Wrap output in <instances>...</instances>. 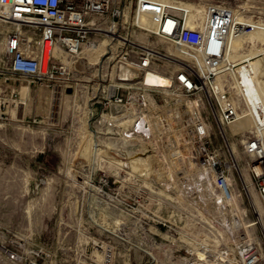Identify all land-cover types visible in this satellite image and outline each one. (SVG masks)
Segmentation results:
<instances>
[{
  "label": "rangeland",
  "instance_id": "1",
  "mask_svg": "<svg viewBox=\"0 0 264 264\" xmlns=\"http://www.w3.org/2000/svg\"><path fill=\"white\" fill-rule=\"evenodd\" d=\"M175 1L171 0L173 4ZM255 11L260 15L258 9ZM12 27L0 22V249L7 243L20 253V259L10 264H183L185 256L197 258L195 251L204 254L208 261L209 254L205 255L203 249L206 245L212 249L249 240L259 243L264 258V216L257 213L259 202L248 170L250 157L243 147L253 125L242 127L236 122L222 126L215 112L203 109L213 147L233 167V191L241 210L231 215V205L225 209L207 202L203 214L183 192L189 181L186 186L177 187L158 184L163 173L161 164L172 165L171 161L161 160L171 154L172 139L167 141L166 137L164 142L152 139L148 154L129 149L90 160L83 155L82 144L88 133L81 125L86 108L91 110L88 129L97 142L102 140L112 147L115 143L99 136L93 117L97 94L115 75L114 51L104 56L101 66L91 69L86 67L87 59H78L69 81L56 86L33 83L30 78L6 72L9 58L4 49L7 32ZM135 38L167 46L149 33H139ZM103 39L105 36L90 41ZM247 39L248 35L241 41L242 48L236 56L233 52L236 61L246 60L249 53L264 49L261 39L256 46L250 41L244 44ZM116 44L121 45L118 41ZM258 59L264 72V55ZM243 65L247 71V63ZM263 72L245 73L251 76V87L247 90L257 110L263 100L259 88L264 85ZM87 77H91L88 82ZM221 80L239 100L234 76L227 72ZM24 85L31 86L30 92L22 88ZM150 95L159 110L170 96L163 90ZM151 152L159 154L160 165L146 164V156ZM138 155L141 161L142 156L146 157L142 162L144 168L124 170L114 161V158L129 161ZM234 165L241 170L247 189ZM190 171L185 170L187 179L193 172ZM193 178L199 180L201 176ZM194 195L198 196V191ZM238 215L244 226L231 230L229 226L235 227L232 217ZM193 240L195 246L191 244ZM5 260L4 254H0V264H9Z\"/></svg>",
  "mask_w": 264,
  "mask_h": 264
},
{
  "label": "built area",
  "instance_id": "2",
  "mask_svg": "<svg viewBox=\"0 0 264 264\" xmlns=\"http://www.w3.org/2000/svg\"><path fill=\"white\" fill-rule=\"evenodd\" d=\"M175 3L165 0H0V22L13 26L6 35L4 50L9 58L6 72L30 78L33 83L56 86L70 80L73 66L82 59L84 46L92 38L105 36L114 43L118 41L121 45L112 50L116 57L115 75L111 82L102 85L95 101L93 117L99 136L115 140L113 152L129 149L137 152L144 142L150 150V141L155 137L153 113L166 114L167 109H178V125L191 133L192 140L198 132V139L193 141V171L197 167L201 170L205 186L202 191L207 202L226 209L234 188L233 167L213 147L206 126L200 133L191 116L203 117V109L212 110L218 122L225 126L239 121L241 106L251 111L246 98L236 100L220 76L237 66L224 62L226 55L233 51V39L253 30H264V0H176ZM256 9L260 15L256 14ZM138 32L156 36L167 46L137 40ZM131 52L133 57H130ZM262 55L263 52L256 57ZM122 65L138 71L139 75L121 79L118 72ZM148 74L168 78L169 84H150ZM111 85H114L113 92H109ZM155 90L170 92L160 110L150 95ZM174 94L198 98L195 114L187 111L186 105L179 103ZM257 123L253 124L251 135L244 139L243 147L250 157L248 170L259 202L260 213L258 210L257 213L261 217L264 216V116H257ZM170 166L168 162L162 164L158 184L186 186L185 168L173 167L171 173ZM236 168L247 189L241 170ZM203 249L205 255L209 254L210 262H202L208 264H264L262 248L252 240L212 249L206 245ZM0 254H4L9 264L20 259L18 250L7 243L2 245ZM191 259L185 256L181 261L192 264Z\"/></svg>",
  "mask_w": 264,
  "mask_h": 264
},
{
  "label": "bare ground",
  "instance_id": "3",
  "mask_svg": "<svg viewBox=\"0 0 264 264\" xmlns=\"http://www.w3.org/2000/svg\"><path fill=\"white\" fill-rule=\"evenodd\" d=\"M165 1L173 3V2H171V0H165ZM145 22L148 23L149 20H145ZM247 35L249 36V40L248 39L244 40V44L246 43V41H250V43H252L254 46H256V43H259L260 39H261V41L264 42V40H263L264 33H262L261 31L259 32V31L253 30L249 33H244L242 35H238L237 37H235L233 39V51H230L224 59V62H231V63L237 65V67H235L229 71V73L234 76L235 87L238 89V91H236L237 95L242 100H243V96H244L246 98L247 103L250 106H252L251 111H249V110L247 111V110L243 109V107L241 106L242 110L239 111V114H238L240 116V119L237 123L239 125H241L242 127H245L247 125L252 126L253 124H258L257 123V116H260V118H263V116H264V85L259 87L263 100H262L261 108L259 107L257 110L255 100L252 99V97L250 96V93L247 90L251 87L250 86L251 85V80H250L251 76L245 75V73L247 71L248 72L251 71L252 73L254 72V73H256V75L262 74L263 71H262L261 65H260L261 62H259L260 59H258L262 56H259V57H256V56H258V54L261 52L264 53V49H261L260 52H256V54H254L252 52L249 53L248 58L246 60L236 61V59L233 57V52L236 56V53L239 51V49L242 48L241 47V45H242L241 41ZM116 49H117V44L114 43L113 41H110L108 38H105L101 41L100 40L99 41H90L87 44H85L84 49L81 53V57L88 60L86 63V67L88 69H91L93 66H97V65L101 66L102 65L101 63L103 61L104 56L107 55L109 53V51L116 50ZM98 55L100 57H98ZM261 61H262V59H261ZM72 62L73 61L69 60L70 64H72ZM244 63L245 64L247 63V65H248L247 66L248 68L246 67L247 71L244 70V68L246 66V65H243ZM262 67L264 68V66H262ZM98 70L100 71L99 67H98ZM118 73H119L118 76L121 79H123L125 77H130V76L134 77V76L139 75L138 71L130 70L127 67H124L123 65L120 67ZM225 73H227V71L222 73V75L220 76L221 79ZM98 75H100V73ZM247 78H248V80H247ZM89 79H91V77H87L86 81L88 82ZM147 82H149L150 84H159L160 86H167L169 84V79L165 78L161 75H158V74H148ZM22 88L26 89L29 92L31 90L30 85H24ZM113 90H114V85H111L109 92H113ZM166 92L168 94H170V92L168 90ZM174 97L177 98L176 100H178L179 103L186 105L187 111L191 112L192 114H195V108H197L199 106L198 98H196V99L186 98L182 94H174ZM261 110H263V111H261ZM90 112H91V110L88 111V108H86V111L84 114L85 117L83 120L84 125L83 124L81 125L82 128L84 127V132L88 133L87 134L88 136L85 135V137H87V138H85V141L82 144V151H83V155L86 156V158H88L89 160L95 158L97 155H101V154L107 155V153H109V152L113 153L112 152V146L97 142L94 134L88 129V124H89V119H90L89 113ZM179 112L180 111L178 109H176V110H174V109L168 110L167 109L166 114L163 112H160V111L153 113V116H154L153 123H154V130H155V137L154 138L159 139V141H161V142H164L165 137H167V141L169 139L173 140L172 143L170 142L171 140L169 141L171 148H172L171 154L169 155L168 158L163 157L164 159H161V160L171 161L172 166L174 168H177V169L178 168L179 169L185 168V170H186V168H189V171L190 170L193 171V169L195 168V161L192 158V149L194 147V142L191 139L189 132L187 130H185L184 128H181V126L178 125L179 119H177V117H179V116H176V115ZM249 116H252V117L249 118ZM191 117L194 118V120H195L194 122L198 126L199 132L202 133L203 128H205L204 118L200 115L191 116ZM102 144H103L104 148H103ZM141 150H144L145 152L147 151L146 153L148 154V153H150L149 151L151 149L150 150L146 149V145H142ZM158 155H159L158 153H152V154L146 156L147 159H146V157H144L145 156L144 155V156H142V158H143L142 161H141V158L139 155L135 156V157H131L130 160L128 159L129 161H125V159L121 160L119 158H114V161L119 163L117 165H119L121 167V169H124V170L125 169H127V170L132 169V170H134V167H136V169H138L142 166V162L144 161V159H146L147 165L148 164H159L160 165L161 160L159 161L160 158L158 157ZM142 167L144 168V166H142ZM173 167L169 168V171L171 173H173V169H172ZM197 173H199V174H197ZM197 175L201 176V170L199 167H197L191 173V177H188V179H187V181H189V185H187L186 187L187 188L191 187V189H187L186 191L183 190V192L187 193V198L190 200L191 205L193 207H195L197 210H199L201 213L205 214V210H206V208H208L207 207V198H206V194L202 191L203 186H204L202 179L200 178L199 180H194V178H193V177H197ZM243 181L245 183V178L243 179ZM186 187H184V188H186ZM196 191H198V194H199L198 196L194 195ZM231 194H232V199L228 202V204L231 205L232 209L230 210L231 212H229V213L231 215H234L235 210L236 211L238 210V212H241V210H240V208H238L236 198L234 195V191H232ZM217 207L222 208V206H217ZM223 211L226 214V212H225L226 210H223ZM244 212H245V210H244ZM232 218L234 220V221H232V223L235 224V227L229 226V228L231 230L239 229V228L244 226V224L241 221L240 215H238V218H236L235 216H233ZM181 237L186 238L184 235H182ZM191 244H192V246H195L196 243L193 240V242L191 241ZM195 254H196L197 258L191 259L192 264H203L202 260L206 259L204 257V254L196 252V251H195ZM224 260L227 261V259H224ZM229 260H232V258H230Z\"/></svg>",
  "mask_w": 264,
  "mask_h": 264
},
{
  "label": "crops",
  "instance_id": "4",
  "mask_svg": "<svg viewBox=\"0 0 264 264\" xmlns=\"http://www.w3.org/2000/svg\"><path fill=\"white\" fill-rule=\"evenodd\" d=\"M31 87V86H30Z\"/></svg>",
  "mask_w": 264,
  "mask_h": 264
}]
</instances>
